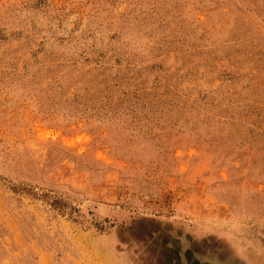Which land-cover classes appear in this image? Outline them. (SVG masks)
<instances>
[{
    "label": "rangeland",
    "instance_id": "rangeland-1",
    "mask_svg": "<svg viewBox=\"0 0 264 264\" xmlns=\"http://www.w3.org/2000/svg\"><path fill=\"white\" fill-rule=\"evenodd\" d=\"M0 264H264V0H0Z\"/></svg>",
    "mask_w": 264,
    "mask_h": 264
}]
</instances>
